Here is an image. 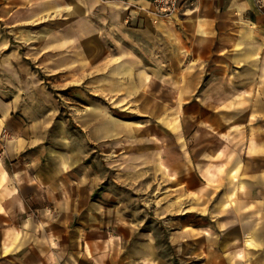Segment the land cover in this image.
<instances>
[{
	"label": "crops",
	"instance_id": "1",
	"mask_svg": "<svg viewBox=\"0 0 264 264\" xmlns=\"http://www.w3.org/2000/svg\"><path fill=\"white\" fill-rule=\"evenodd\" d=\"M23 3L19 117L13 88L0 85V264H264V6L187 0L162 17L151 0ZM38 76L118 103L150 94L158 107L164 92L166 102L176 93L183 108L197 104L204 162L177 187L188 203L179 230L160 242L142 231L141 208L127 219L87 163V142L110 140V121L87 113L80 123L102 133H73L53 104L30 96L45 92Z\"/></svg>",
	"mask_w": 264,
	"mask_h": 264
},
{
	"label": "rangeland",
	"instance_id": "2",
	"mask_svg": "<svg viewBox=\"0 0 264 264\" xmlns=\"http://www.w3.org/2000/svg\"><path fill=\"white\" fill-rule=\"evenodd\" d=\"M7 2L10 6H4ZM23 4V0H0V85L13 88L14 117L21 113L17 106L25 104ZM6 9H13V13L7 14ZM37 78L40 84L46 85L45 92L30 96L37 95L47 105L53 104L57 118H63L73 133L83 137L92 131L102 133L101 126L88 130L80 123L87 113L94 112L97 118L110 121V140L87 142L86 149H93L87 163L91 164L101 188L121 203L127 219L133 224L141 208L142 231H151L160 242L165 241L163 232L179 230L185 217L182 209H187L188 203L184 204L185 191L177 187L182 180L195 182L193 170L198 169L199 162H204L197 159L198 142L194 136L198 133L197 104L183 108L175 92V100L169 102L165 99L168 96L170 99L171 94H156L158 107H153L156 103L145 98L150 94L126 93L125 99L121 98L118 103L117 95L88 93L81 82L69 87L61 78ZM217 145L229 151L232 146L236 148L237 143L219 142ZM179 240L180 237L174 238L175 243Z\"/></svg>",
	"mask_w": 264,
	"mask_h": 264
},
{
	"label": "built area",
	"instance_id": "3",
	"mask_svg": "<svg viewBox=\"0 0 264 264\" xmlns=\"http://www.w3.org/2000/svg\"><path fill=\"white\" fill-rule=\"evenodd\" d=\"M185 1L187 0H151V3L159 16L169 17ZM253 2L258 9L264 6V0H253Z\"/></svg>",
	"mask_w": 264,
	"mask_h": 264
}]
</instances>
